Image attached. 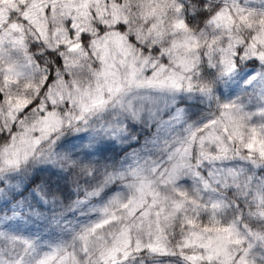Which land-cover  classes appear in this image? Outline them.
<instances>
[{"label":"snow or ice","instance_id":"obj_1","mask_svg":"<svg viewBox=\"0 0 264 264\" xmlns=\"http://www.w3.org/2000/svg\"><path fill=\"white\" fill-rule=\"evenodd\" d=\"M0 264H264V0H0Z\"/></svg>","mask_w":264,"mask_h":264}]
</instances>
